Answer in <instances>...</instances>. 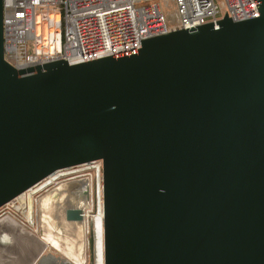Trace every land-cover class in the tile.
<instances>
[{"label": "water", "instance_id": "water-1", "mask_svg": "<svg viewBox=\"0 0 264 264\" xmlns=\"http://www.w3.org/2000/svg\"><path fill=\"white\" fill-rule=\"evenodd\" d=\"M255 3L257 19L226 14L137 50L18 70L5 58L0 0V209L101 161L104 264H264V0ZM64 218L81 225L84 212ZM59 260L72 264H39Z\"/></svg>", "mask_w": 264, "mask_h": 264}, {"label": "built area", "instance_id": "built-area-1", "mask_svg": "<svg viewBox=\"0 0 264 264\" xmlns=\"http://www.w3.org/2000/svg\"><path fill=\"white\" fill-rule=\"evenodd\" d=\"M3 1L5 58L18 70L57 60L76 65L137 50L141 41L219 22L226 14L234 22L260 17L255 0H168L176 7L174 26L162 2L157 0ZM32 41L34 50L30 54ZM64 176L77 179L75 182L90 206L87 213L83 210L84 222L90 226V217L94 221L91 212L95 204L97 215L100 211L103 214L101 161L57 172L0 212L16 206L15 214L19 216L21 208H26L28 194L43 192ZM26 223L34 224L28 220Z\"/></svg>", "mask_w": 264, "mask_h": 264}, {"label": "rangeland", "instance_id": "rangeland-1", "mask_svg": "<svg viewBox=\"0 0 264 264\" xmlns=\"http://www.w3.org/2000/svg\"><path fill=\"white\" fill-rule=\"evenodd\" d=\"M157 1L162 2L164 6L165 14L168 17L170 24L174 26L175 14H176L175 5L172 2L170 3L168 0H157ZM33 43H34L33 41L29 43L30 54H32L34 50ZM78 174H81V172H79ZM76 180H72V177L64 176L63 178L59 179L55 183L48 186L43 192H35V193L34 191L31 192L30 194L27 195L26 198V205H25L26 208H21L22 213L21 212L18 213L20 217L15 214L16 206L14 208L10 206L8 210H4L0 212V219L5 217H10L15 219L16 221L19 222V224L23 228L33 233L36 238L37 237L41 238L45 230L50 229L51 231H53V233L58 235L57 237L61 242V244L63 246L65 245L67 246L68 255L66 256L75 259L76 257H78L77 253L79 254L80 250L81 251L84 250L85 261L83 264H97V257L95 258V262L92 263L91 253H90L89 228L91 226L93 218L90 217L91 220L90 226H87V224L84 223L85 224L84 227L79 224L71 225L72 223H68L64 218L65 209L69 207H73V208L75 207L77 209H81L83 205L82 200L80 199L78 200L77 198L79 197L78 193L80 192L81 187L80 185H78V183L76 184L75 182ZM72 186L74 187L73 189H71ZM57 189L60 190L63 189L62 191L66 189L65 190L66 192L63 195H61L60 193L58 194V192L55 193ZM43 200H45V202L47 203L49 202L47 207L49 208V212H45L44 211L45 209L42 210ZM53 201H55V203ZM55 204L59 206H56ZM97 213H98L97 205L95 204L94 210H92L91 215L96 216ZM29 217L32 218V222L34 223L33 228L32 226H30V224L26 223ZM49 220L52 221L48 222ZM55 227L57 230L55 229ZM66 235H68L69 238H65L64 236ZM47 251L48 252L45 253L46 255L52 254L55 255L56 257H63V255L60 252L56 251L53 247L51 249H48Z\"/></svg>", "mask_w": 264, "mask_h": 264}, {"label": "crops", "instance_id": "crops-1", "mask_svg": "<svg viewBox=\"0 0 264 264\" xmlns=\"http://www.w3.org/2000/svg\"><path fill=\"white\" fill-rule=\"evenodd\" d=\"M59 193L62 194L64 193V191H60L58 192V194ZM47 207L48 204H45L44 202L42 204V210L45 209V212H49V208ZM71 225H73V223ZM83 225L85 224H81V226ZM33 227L34 224L32 228ZM51 234L54 235L55 239L57 238L55 241H53V239L51 238H48L46 235H44V233L43 235L41 233V238H36L33 233L23 228L15 219L10 217L0 219V264H39L42 258L52 255L45 254L46 252H48V249H51L53 247L51 245V241L54 243H58L56 247L58 246L66 251V253H68L67 246H63L61 242H59L58 237H55V233H53V231H51ZM64 237L69 238V236L67 235ZM49 239H51V241H48ZM54 249L60 252L63 257L69 260L72 264H83L85 261L84 250H80V253H77L78 257L72 259L66 256V254H63L58 249ZM52 256L54 258H58L55 255ZM48 264L65 263L62 260H59L58 263L51 261Z\"/></svg>", "mask_w": 264, "mask_h": 264}, {"label": "bare ground", "instance_id": "bare-ground-1", "mask_svg": "<svg viewBox=\"0 0 264 264\" xmlns=\"http://www.w3.org/2000/svg\"><path fill=\"white\" fill-rule=\"evenodd\" d=\"M52 180V179H51ZM52 183H53V181H51ZM74 187L72 186V188L71 189H73ZM63 190V189H62ZM62 190H60V189H57V191H55V193L56 192H60V191H62ZM66 189H64V193H62L61 195H63V194H65V191ZM52 193V192H51ZM67 194V193H66ZM60 195V196H61ZM78 196H79V194H78ZM78 198V200L80 199V200H82V202H83V205H82V207H81V210H86V213H87V210L90 208V206H89V204H88V201H87V199L83 196H79V197H77ZM45 199V198H44ZM46 201H47V199H46ZM45 202V200H43V202H42V204ZM54 203H55V201H53ZM46 204H49V202L47 203V202H45ZM59 204V203H58ZM56 206H59V205H57V204H55ZM54 205V206H55ZM30 208V207H29ZM73 208V207H72ZM102 212L100 211V215H96V216H94V221H93V223H94V229H95V235H96V257H97V264H103L104 263V255H103V217H102ZM28 219V218H27ZM28 221H31L32 222V218L31 217H29V219H28ZM85 222H82L81 224H84ZM84 226V225H83ZM24 232V231H23ZM44 235H46L48 238H51V239H53V241H55L56 239L54 238V235L53 234H51V232H50V229H47V230H45V232H44ZM58 236V235H57ZM56 236V234H55V237H57ZM68 236V235H67ZM51 239H49L48 241H51ZM59 240V239H58ZM60 242V241H59ZM51 245L54 247V248H56V249H58L59 251H61L63 254H66L67 255V253H66V251H64L62 248H60V247H56V245H58V243H54V242H52L51 241ZM66 264V263H65Z\"/></svg>", "mask_w": 264, "mask_h": 264}, {"label": "flooded vegetation", "instance_id": "flooded-vegetation-1", "mask_svg": "<svg viewBox=\"0 0 264 264\" xmlns=\"http://www.w3.org/2000/svg\"><path fill=\"white\" fill-rule=\"evenodd\" d=\"M57 191V190H56ZM78 193V192H77ZM79 194V196H83L84 194H83V192L80 190V192L78 193ZM46 204V203H45ZM55 229H56V227H55ZM57 230V229H56Z\"/></svg>", "mask_w": 264, "mask_h": 264}]
</instances>
